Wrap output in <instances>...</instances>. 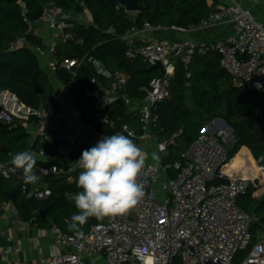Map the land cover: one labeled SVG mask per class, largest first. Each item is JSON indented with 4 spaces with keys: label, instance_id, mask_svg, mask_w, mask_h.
<instances>
[{
    "label": "built area",
    "instance_id": "1",
    "mask_svg": "<svg viewBox=\"0 0 264 264\" xmlns=\"http://www.w3.org/2000/svg\"><path fill=\"white\" fill-rule=\"evenodd\" d=\"M202 20L196 29H203L220 22H230L232 31L225 37L210 43L194 40H170L160 37L156 31L173 29L187 31L190 28L178 26H154L149 22L143 26L134 24L121 37L126 55L131 59L141 58L152 66L161 62L164 76L150 81L146 95L141 100H132L121 92L128 76L120 71L112 72L99 59L88 57H61L56 60L52 70L65 69L73 76L88 59L95 67L96 76L92 78L93 89L86 94L95 99V107L80 108L71 93V82L57 90L55 101L43 108H31L13 101L0 109V129H13L16 119L27 127L32 117L38 121L34 141L51 143L52 138L63 142L55 152L44 148L35 153L45 164L34 169L38 180L26 184L20 170L10 171L11 163L0 162V175L9 179L19 175L23 181L21 191L29 198L45 201L52 196L54 185L52 176H66L82 171L76 161L82 151L96 145L104 136L103 127H118L120 117L113 118L110 108L121 100L129 113L139 122V128L128 122L122 130L137 145H153L159 156L155 162H146L137 178L143 185L144 196L127 213L117 216L94 219L87 231L65 232L57 222L51 220L47 228L53 245L61 249L41 259L43 264H93L101 256L105 264H234L240 251L250 247L254 223L258 218L248 212L238 202L254 184L253 174H234L227 171L230 149L225 145L227 136L222 131L212 132L205 125L200 136L182 154V159L165 165L163 159L172 145L176 144L177 132L169 138L160 139L157 134L159 116L157 105L171 96V80L176 65L182 63L187 69L197 56L215 51L220 55L221 67L238 84L249 89L264 92V24L257 20L252 11L237 0H228ZM258 5L261 0H245ZM84 7V0H79ZM25 14V11H24ZM29 29L24 35L14 39L10 48L28 47L37 56L46 53L41 44H31L27 36L42 39L41 21L54 30L61 43H83L74 33L76 21L72 13L55 4L45 6L40 18L28 21ZM52 50H56L53 46ZM191 73L188 74L190 76ZM116 84L109 85L110 78ZM90 118V119H89ZM50 123L57 127H50ZM78 150L81 153L76 154ZM32 152L33 151H29ZM243 171V170H242ZM215 179L221 182L212 183ZM2 208L17 213L11 200L0 202ZM6 216V215H5ZM4 216V217H5ZM67 223L70 219L66 218ZM6 229H1L5 234ZM42 235V230H38ZM261 240L255 243L241 264H264V225H260ZM17 244L3 249V254L19 255ZM17 264H27L24 260Z\"/></svg>",
    "mask_w": 264,
    "mask_h": 264
},
{
    "label": "trees",
    "instance_id": "2",
    "mask_svg": "<svg viewBox=\"0 0 264 264\" xmlns=\"http://www.w3.org/2000/svg\"><path fill=\"white\" fill-rule=\"evenodd\" d=\"M83 7L79 0H0V96L4 91L17 96L20 103L31 108H43L55 101L54 88L47 73L41 68L38 56L28 47L11 49V42L29 29L28 21L40 18L45 6L55 4L69 13H80L87 8L93 16V24L76 23L75 34L83 43L69 42L60 44L55 50L58 57H95L110 71H120L128 76L121 92L132 100H141L146 95L150 81L164 76L159 69L146 72L150 65L141 58L131 59L126 55V48L120 37L134 24L143 26L149 22L154 26L189 28L198 25L212 12L219 8L216 0H140L141 11L132 16L125 10L119 0H84ZM219 4V5H218ZM25 11V14H24ZM31 44L41 45V38L26 35ZM191 73L190 76L188 74ZM59 78L71 82L70 91L75 96L80 108L95 107V99L86 94L93 89L91 80L96 70L88 59L73 76L65 69H57ZM171 80V96L160 102L155 109L159 116V127L156 131L160 139L169 138L177 132L176 144L172 145L163 159L165 165L182 159V154L198 139L202 129L215 118H223L237 137L229 151L230 159L240 151L247 149L256 161L255 165L249 152L244 151L231 160L227 171L242 169L247 176L251 170L258 175L264 173V92L249 89L238 82L220 65V55L210 51L197 56L195 62L187 69L182 63L176 65ZM36 88L43 90L39 93ZM2 106L0 105V109ZM113 118L120 117L116 128L103 127L104 135L116 133L127 134L122 124L128 122L139 128L140 124L133 113H129L121 100L110 108ZM90 119V118H89ZM30 124H37L32 117ZM13 129H0V162L11 163L12 156L20 151L31 149L37 153L42 148L55 152L63 144L52 138L51 143L36 139L19 119ZM130 138V137H129ZM132 139V138H131ZM134 143H138L133 139ZM37 168L46 162L36 155ZM21 171V170H20ZM22 172V171H21ZM81 171L66 176H52L54 185L52 196L45 200L29 198L19 190L12 202L20 212L22 220L37 223L40 227H49L55 221L67 233L87 231L95 217H89L83 225L69 229L70 219L78 212L75 207V196L82 191L77 181ZM18 176L9 179L0 175V202L8 200V193L16 189ZM20 177V176H19ZM215 179L212 183H220ZM239 204L258 218L254 227L264 225V174L254 177V184L238 198ZM44 211L46 215L44 217ZM253 229V227H252ZM253 233V232H252ZM240 251L236 258L242 262L249 254L253 244ZM235 258V259H236Z\"/></svg>",
    "mask_w": 264,
    "mask_h": 264
},
{
    "label": "clouds",
    "instance_id": "3",
    "mask_svg": "<svg viewBox=\"0 0 264 264\" xmlns=\"http://www.w3.org/2000/svg\"><path fill=\"white\" fill-rule=\"evenodd\" d=\"M147 159L133 139L122 133L104 136L95 146L83 150L76 161L82 169L77 181L82 191L75 196L78 212L72 215L69 229L85 224L89 217L102 219L134 208L144 196L143 185L137 178ZM152 159L158 161L159 156L152 153ZM36 162L34 153L20 151L12 156L9 170H21L26 184L35 183Z\"/></svg>",
    "mask_w": 264,
    "mask_h": 264
},
{
    "label": "crops",
    "instance_id": "4",
    "mask_svg": "<svg viewBox=\"0 0 264 264\" xmlns=\"http://www.w3.org/2000/svg\"><path fill=\"white\" fill-rule=\"evenodd\" d=\"M218 2L224 3L229 2L228 0H216ZM241 2L245 8H248L252 11L254 17L261 21L264 24V0H261L258 5H252L251 3L245 0H237ZM219 5V4H218ZM132 16H135V13H130ZM75 21L81 25H91L93 24V16L91 12L85 8L83 12L73 13L72 14ZM42 30V39L41 43L46 47V53L43 56H38L41 68L48 73L50 80L55 86V95L57 90L63 84L62 80L59 78L58 74L52 70L53 64L56 62L58 57L57 51L54 52L51 48L54 46L57 50L58 46L61 43L59 36L57 33L49 28L44 21H41L38 25ZM190 29L187 31H177L173 29H163L161 31H156V34L160 37L170 40H194L198 43H210L217 39L227 36L233 29L232 24L230 22H220L216 25L206 27L203 29H196L195 26L189 27ZM110 82V81H109ZM115 82L109 85H114ZM3 94V95H2ZM2 97L0 96V105L11 107L13 105V101L18 103V98L16 95L10 93L9 91H4L2 93ZM33 124V123H32ZM30 124V125H32ZM36 124V123H35ZM50 127L55 128L57 124L50 123ZM215 128V127H214ZM30 133V131H28ZM31 134V133H30ZM32 135V134H31ZM34 136H32V143L35 142ZM231 139L228 144H231ZM146 154H150V159L148 158L146 162L151 161L152 153H156L153 145L142 144L139 146ZM29 149L28 151H30ZM244 149L236 154L232 159L236 156H239L242 152L246 151ZM249 152L252 160L256 164L255 159L253 158L250 151ZM76 154L81 153L80 150L75 152ZM231 159V160H232ZM36 169V168H34ZM33 169V170H34ZM234 174H244L242 169H237L232 171ZM253 174V172L251 171ZM253 176H260L253 174ZM19 179L18 176V183ZM12 201V200H11ZM12 204H14L12 202ZM15 205V204H14ZM6 215V216H5ZM5 216V217H4ZM48 227H40L37 223L27 222L22 220L20 217V212L17 209V213L10 212L8 208H2L0 206V264H17L18 261L24 260L27 264H43L41 259L43 257L50 256L53 253H60L61 249L55 247L53 245L52 237L47 231ZM1 229H6L5 234L1 233ZM42 230V235L38 234V230ZM13 244H17L21 252L19 255L3 254V249ZM93 264H105L104 259L99 256L95 259Z\"/></svg>",
    "mask_w": 264,
    "mask_h": 264
},
{
    "label": "water",
    "instance_id": "5",
    "mask_svg": "<svg viewBox=\"0 0 264 264\" xmlns=\"http://www.w3.org/2000/svg\"><path fill=\"white\" fill-rule=\"evenodd\" d=\"M119 2L125 7V10L128 13H139L142 9L141 5H140V0H119ZM155 69H159L161 71L164 70L163 64L161 62H158L156 65H152L150 67H148L145 71L146 72H150L152 70ZM37 91H39V93H43V90L40 88H36ZM3 95V94H2ZM1 95V97H2ZM216 121H219L222 124V127L226 130H228L229 132H232V127L223 119V118H216ZM213 125V124H212ZM233 140L231 141V144L235 143L238 139L236 137V135L232 134ZM23 185V181L22 179H19V183L16 187V189H14L12 192L8 193V199L9 200H13L16 193L21 189ZM46 215V212L44 211V217ZM96 221L92 220L90 222V224H95Z\"/></svg>",
    "mask_w": 264,
    "mask_h": 264
},
{
    "label": "rangeland",
    "instance_id": "6",
    "mask_svg": "<svg viewBox=\"0 0 264 264\" xmlns=\"http://www.w3.org/2000/svg\"><path fill=\"white\" fill-rule=\"evenodd\" d=\"M134 15H136V14H134ZM46 72V71H45ZM47 73V72H46ZM47 75H48V73H47ZM48 78H49V80H50V77L48 76ZM50 82H51V84H52V86H53V88H54V92H55V86L53 85V83H52V81L50 80ZM113 82H115V78L114 77H111L110 78V84H112ZM218 118H220V117H218ZM216 119V118H215ZM213 120V121H211V122H209L208 124H207V126H209L210 124H211V126H210V130L212 131V132H218V131H222L223 133L225 132L226 134H224V136H227V138H226V141H230L231 139H233V137H232V134H234L233 133V131L232 132H229L228 130H226V129H224L223 127H222V124L219 122V121H216V120ZM213 124V125H212ZM215 127V128H214ZM39 128V126H38V124H32V125H28L27 126V130L28 131H30V133L32 134V136H35V132L37 131V129ZM235 135V134H234ZM230 143V142H229ZM234 144V143H233ZM233 144H228V143H226L225 145L230 149V148H232V146H233ZM147 155V157L150 159V154L149 153H147L146 154ZM149 162H155L152 158H151V161H149ZM230 162H231V160L229 161V163H228V165L230 164ZM227 165V166H228ZM252 171V170H251ZM258 174L259 175H263L264 173L262 172V171H259L258 172ZM96 218V217H95ZM256 225V223H254L253 224V229H252V232H253V236H254V240H253V244L254 243H257L258 241H260L261 240V237L259 236V234H260V228L259 227H254ZM234 264H241V262L238 260V258H236L235 260H234Z\"/></svg>",
    "mask_w": 264,
    "mask_h": 264
}]
</instances>
